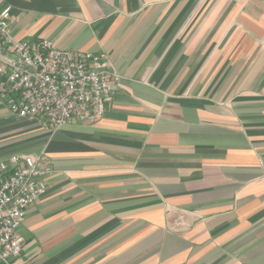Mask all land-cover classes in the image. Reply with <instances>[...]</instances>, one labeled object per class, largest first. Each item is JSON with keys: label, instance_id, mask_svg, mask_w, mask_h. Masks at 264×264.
Returning a JSON list of instances; mask_svg holds the SVG:
<instances>
[{"label": "crops", "instance_id": "0c3cea01", "mask_svg": "<svg viewBox=\"0 0 264 264\" xmlns=\"http://www.w3.org/2000/svg\"><path fill=\"white\" fill-rule=\"evenodd\" d=\"M7 2L15 39L120 77L102 117L55 132L0 99V163L50 170L10 264H264V1Z\"/></svg>", "mask_w": 264, "mask_h": 264}, {"label": "built area", "instance_id": "2783aa9c", "mask_svg": "<svg viewBox=\"0 0 264 264\" xmlns=\"http://www.w3.org/2000/svg\"><path fill=\"white\" fill-rule=\"evenodd\" d=\"M16 20L7 0H0V99L7 108L50 132L102 117L120 78L108 55L60 49L47 38L15 39ZM9 162L0 163V264L20 257V226L50 172L44 154L12 155Z\"/></svg>", "mask_w": 264, "mask_h": 264}]
</instances>
